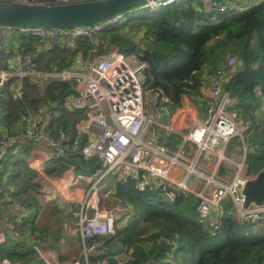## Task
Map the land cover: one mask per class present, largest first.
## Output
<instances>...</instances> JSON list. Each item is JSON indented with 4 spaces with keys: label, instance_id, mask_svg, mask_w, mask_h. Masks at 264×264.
Here are the masks:
<instances>
[{
    "label": "trees",
    "instance_id": "trees-1",
    "mask_svg": "<svg viewBox=\"0 0 264 264\" xmlns=\"http://www.w3.org/2000/svg\"><path fill=\"white\" fill-rule=\"evenodd\" d=\"M247 1L178 0L174 5L155 11H127L122 15L121 24L107 28L98 36V48L100 51L116 47L124 55L133 53L145 65L147 100L154 96L174 106L180 105L183 95L191 99L199 96L206 76L225 70L226 57L234 56L238 64L230 80L224 81V88L237 95L250 114L251 108L258 109L261 102L264 109V0L251 8H246ZM238 8L243 10L238 12ZM24 44L38 54V38L25 40ZM75 44L85 56L91 54L92 46L84 39L55 47L49 54L54 53L59 59L56 66L51 65L54 59L42 65L39 57L27 52L42 71H62L68 70L69 64L65 61L71 62L78 52L72 48ZM76 84L75 79L25 78L20 85L9 81L0 90V133H8L12 140H19L13 138L26 134L27 116L31 111L49 107L53 112L55 105L61 108V122L57 123V119L43 121L53 137L61 142L62 155L66 153L79 168L93 165L96 159L83 161L78 150L71 147L75 135L69 129L79 119L68 113L71 107L67 103ZM251 119L255 125L253 135L262 141L258 151L247 155L248 172L255 176L264 170V114L256 118L251 113ZM63 135L69 139L61 138ZM65 143L70 144L68 152ZM11 156L8 147L0 156V189L9 197L2 194L0 206L7 208L15 203L24 210L26 217H23L22 230L15 228L18 240L14 244L5 240L0 246V260L5 258L24 264L33 252L29 248L18 249L24 247L22 233H30L36 240L45 234L37 235L38 230L33 231L32 225L27 223L29 210L39 204L37 173L26 167L20 158L14 157L10 163ZM139 177L140 173H133L115 184L112 196L130 213V219L122 223H117L116 219L112 236L88 240L97 243L100 252L90 255L89 264L99 260L117 264L113 256L124 248L133 250L127 264H264V220L252 225L238 224L229 213L231 202L226 199L222 203L218 227L203 226L198 222L191 195L173 191L166 184L153 189L141 187L143 181L137 180ZM246 231L248 236H245ZM172 242L178 246V251L170 262L166 259Z\"/></svg>",
    "mask_w": 264,
    "mask_h": 264
},
{
    "label": "built area",
    "instance_id": "built-area-1",
    "mask_svg": "<svg viewBox=\"0 0 264 264\" xmlns=\"http://www.w3.org/2000/svg\"><path fill=\"white\" fill-rule=\"evenodd\" d=\"M92 0H0V3H41L68 4ZM239 2L243 0H238ZM177 0H151L146 10L155 11L174 5ZM209 6V5H208ZM220 10H222L220 8ZM243 8H238L241 12ZM123 22L118 15L100 24L86 28L62 29L57 27H4L0 26V87L14 80L20 85L25 78L77 80L83 85V99L86 114L85 131L92 137L78 151L85 159H96L109 170L126 168L130 174L143 175L141 187L153 189L169 185L173 191L189 194L193 197L198 214V222L203 226L216 229L222 203L229 199L231 210L238 224H255L264 220V206L251 205L243 209L241 190L247 181V140L236 118V110L242 103L237 95L224 88V77H231L238 63L234 56H227L226 69L217 75H209L207 86L209 94L205 102L206 117L192 119L188 131L181 134L183 146L175 151L165 145H158L147 139L146 133L154 124L156 111H163L154 102L146 108L144 90L145 65L133 53L124 55L113 51L100 58L96 63L85 65L78 71H42L38 63L28 54L12 49L11 43L21 37L40 39L39 47L45 44L65 46L81 39L94 48L98 47V36L107 28ZM20 88V87H19ZM19 88L17 90H19ZM168 132H175L165 126ZM249 129L246 127L247 132ZM13 139H26L30 143L45 141L62 156V144L56 140L46 122L37 121L29 127L26 134H18ZM234 139H240L242 152L229 153V145ZM12 138L8 133L0 135V156L3 155ZM231 173L232 177H229ZM110 192V190H109ZM99 189L92 186L82 202H77L79 210H72L77 219V230L84 240L93 237H109L115 232V218L111 213L103 212L99 205ZM212 210L217 214L212 218ZM248 231L245 236H248ZM5 237L0 231V246ZM178 246L171 244L168 261L175 259ZM89 254L97 255L98 244L93 242L85 246ZM132 248L118 251L113 259L117 264H127L132 259ZM0 264H17L8 259ZM75 264H78L76 262ZM95 264H105L99 260Z\"/></svg>",
    "mask_w": 264,
    "mask_h": 264
},
{
    "label": "crops",
    "instance_id": "crops-1",
    "mask_svg": "<svg viewBox=\"0 0 264 264\" xmlns=\"http://www.w3.org/2000/svg\"><path fill=\"white\" fill-rule=\"evenodd\" d=\"M262 1L263 0H248L247 2H249V7L251 8V4L257 5ZM76 44L71 47L78 50V52L71 62L65 61V64H69L67 67L68 70L66 71H78L79 69H83L85 65H89V62L96 63L100 58L109 55L111 52L118 51L116 47H110L108 50L101 49L100 51L98 47H92L91 54L85 56L81 48L78 49ZM22 45L23 43L20 48L24 51H29L32 56L36 55L39 57L42 65L46 61L52 59H54V61L51 62V65L56 66L57 63L59 64V59L54 57V53L49 54L45 52L44 49L37 47L36 51L38 54H35L31 46ZM59 46L62 47L61 45ZM52 71L60 70L54 69ZM208 76H206V78ZM228 79H230V77H224L223 81L228 82ZM199 93L200 95L196 100L183 95L179 106H174L169 101H161L151 96L147 100L149 105L146 104V106L148 105L149 107L156 102L158 107L163 108V111H156L154 124L149 127V131H147L148 134L146 133L145 135V137H147L146 140L152 139L158 145H165L172 151L180 149V147L183 146L181 134H185L188 131L189 122L192 119L202 120L206 117L205 102L209 94L207 81L201 85ZM249 101L251 102L250 99ZM67 105L71 107L70 112H67L75 119H79L77 123L73 124L69 129L72 131V134L75 135V139L73 140L75 143L71 147L74 151H79L86 140L92 137L90 134L87 135L85 131L86 114L82 84L79 83L75 85L72 95L68 98ZM56 108L57 107L53 105V112L50 111L49 107H43L41 110L39 109L40 111H31L27 116L29 127L39 120L48 121L49 119H57L56 122L60 123L61 108ZM168 108L171 110H168L169 114L167 113ZM258 109L259 112L254 114L256 118L264 114L262 102ZM203 113H205V117ZM248 114L249 110L242 105L237 108L235 114L245 133L246 140H248L246 137L247 132H252L253 134V127H255L254 123H252L251 112L249 115ZM165 126L172 127L175 132L166 131ZM246 127L249 129L247 132H245ZM253 137V142L247 141L246 143L248 155L250 152L255 153L258 151L260 142H262L255 134ZM61 138H65L66 140L69 139L66 135H63ZM257 139L259 141H257ZM69 145V143H65L64 146L67 152L71 148ZM54 151L55 150L45 141L30 143L26 139H19L9 142L8 153L22 156L18 158L23 160L24 165L31 171L37 173V182L39 185L37 190L39 193L37 203L39 204L37 207L32 206V209L29 210L30 214L27 217V223L29 222L30 225H32L33 231L38 230L36 233L37 235L42 236L45 234L40 240H36L30 233H22L24 247L18 249L23 250V248H29L33 252V255L24 264H75L76 262H78V264H89V257L91 254L85 251V246L89 244L88 240L90 239H83L76 228L77 219L71 215L70 209L79 210V205L74 201L86 197L90 188L96 186L99 189L100 209L105 213L113 214L114 218L118 219L117 223L126 222V220L130 219V213L120 207L112 194L115 192V184L123 181L125 177L130 175V170L126 171V168H120L119 170L113 169L110 171L107 166H104L96 160H94L95 163L93 165L87 164L85 168L68 166L57 160ZM241 152V140L234 139L231 141L229 153L239 154ZM64 154L65 155L62 156L67 158V154ZM83 161L87 160L83 159ZM245 173L251 176L248 172V168ZM229 177H232L231 173ZM252 178H254V176H251L250 179ZM137 180L144 181L143 175L140 174ZM5 193L7 192L0 189V201L2 199L1 195ZM5 196L8 197L7 194H5ZM63 199L65 201H63ZM23 217H26V213H24V210L20 206L15 205V203H11L7 208L5 206H0V230L3 232L6 241H10L14 244V241L18 240L19 234L15 232V228H19L20 231L22 230L21 228L24 223Z\"/></svg>",
    "mask_w": 264,
    "mask_h": 264
},
{
    "label": "water",
    "instance_id": "water-1",
    "mask_svg": "<svg viewBox=\"0 0 264 264\" xmlns=\"http://www.w3.org/2000/svg\"><path fill=\"white\" fill-rule=\"evenodd\" d=\"M149 1L151 0H92L68 4L0 3V26L57 27L67 30L86 28L127 11L146 9L145 5ZM56 156L57 160L68 166H77L63 156ZM242 195L243 209L264 204V170L246 182Z\"/></svg>",
    "mask_w": 264,
    "mask_h": 264
},
{
    "label": "rangeland",
    "instance_id": "rangeland-1",
    "mask_svg": "<svg viewBox=\"0 0 264 264\" xmlns=\"http://www.w3.org/2000/svg\"><path fill=\"white\" fill-rule=\"evenodd\" d=\"M253 5L251 4V7H252ZM246 8H250L249 7V5L246 7ZM78 67V66H77ZM193 97V100H196L197 99V97L198 96H196V95H194V96H192ZM146 104H148L149 105V103H148V101H147V97H146ZM148 105L146 106V108L148 107ZM171 111L169 108L167 109V113L169 114V111ZM259 112V109H257L255 106H253L252 108H251V113H258ZM167 114V115H168ZM203 116L205 117V113H203ZM149 131V130H148ZM148 134V133H147ZM254 135L252 134V132H247V134H246V137H247V141L248 142H253L254 141V137H253ZM147 138V137H146ZM236 147H237V145H236ZM14 157H16V158H18V157H22V156H19V154H12V156L10 157V163L14 160ZM126 171H129V169H126ZM8 186H10V187H13L10 183H8ZM85 199V197L84 198H82L81 200H78V201H74V202H82L83 200ZM63 201H65L64 199H63ZM74 202H73V204H74ZM98 205H99V203H98ZM100 207H101V204H100ZM70 211H72V209H70ZM212 212H214V210H212ZM230 214H233L232 213V211L230 212ZM235 215V214H234Z\"/></svg>",
    "mask_w": 264,
    "mask_h": 264
},
{
    "label": "flooded vegetation",
    "instance_id": "flooded-vegetation-1",
    "mask_svg": "<svg viewBox=\"0 0 264 264\" xmlns=\"http://www.w3.org/2000/svg\"><path fill=\"white\" fill-rule=\"evenodd\" d=\"M5 27V26H4ZM16 27H19V26H16ZM28 39H33V38H28V37H21V38H19V39H17V40H15L14 42H12L11 43V47H12V49H14V50H16V51H18V52H20V53H22V54H28L29 56H30V54H29V52H27V51H24V50H22L20 47H21V44L22 43H24V41L25 40H28ZM38 41H41L40 39H38ZM63 45H66V44H63ZM57 46H59V44L58 45H54V46H52L51 48H49L46 44H45V47H44V51L45 52H47V53H50V52H52V50H54V48L55 47H57ZM2 89V87H0V90ZM3 133V132H2ZM0 135H1V133H0ZM9 135V134H8ZM1 231V230H0ZM2 232V231H1ZM5 237V236H4Z\"/></svg>",
    "mask_w": 264,
    "mask_h": 264
},
{
    "label": "bare ground",
    "instance_id": "bare-ground-1",
    "mask_svg": "<svg viewBox=\"0 0 264 264\" xmlns=\"http://www.w3.org/2000/svg\"><path fill=\"white\" fill-rule=\"evenodd\" d=\"M177 1H178V0H177ZM44 122H45V121H44ZM10 141H11V140H10ZM10 141H9V142H10ZM233 155H237V154H233ZM243 162L247 165V158H246L245 160H243ZM259 173H260V172H259ZM255 176H256V175H255ZM247 178H248L247 181H249L250 178H251V176L247 175ZM247 181H246V182H247ZM246 182H245V184H246ZM245 184H244V185H245ZM241 194H242V190H241ZM262 206H264V204H263ZM108 214H109V213H108ZM216 214H217V213H216L215 211L212 212V218H215ZM232 215H234V214H232ZM220 219H221V215H219V218H218L219 223H220ZM212 231H213V230H212ZM171 244H173V242H172ZM177 251H178V250H177ZM176 253H177V252H176ZM176 253H175V257H176ZM167 259H168V255H167ZM167 259H166V260H167Z\"/></svg>",
    "mask_w": 264,
    "mask_h": 264
}]
</instances>
